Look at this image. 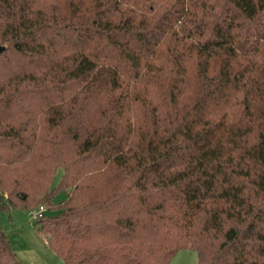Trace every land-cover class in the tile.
Returning <instances> with one entry per match:
<instances>
[{
  "label": "trees",
  "instance_id": "trees-1",
  "mask_svg": "<svg viewBox=\"0 0 264 264\" xmlns=\"http://www.w3.org/2000/svg\"><path fill=\"white\" fill-rule=\"evenodd\" d=\"M0 46V212L66 264H264V0H0Z\"/></svg>",
  "mask_w": 264,
  "mask_h": 264
},
{
  "label": "rangeland",
  "instance_id": "rangeland-1",
  "mask_svg": "<svg viewBox=\"0 0 264 264\" xmlns=\"http://www.w3.org/2000/svg\"><path fill=\"white\" fill-rule=\"evenodd\" d=\"M62 169H57L51 185H55L61 177ZM66 197L64 191L58 192L53 203H58ZM48 209V204L44 203ZM0 230L8 237L17 257L27 264H66L45 243L37 233L26 211L13 209L0 212ZM197 253L193 249H179L167 264H195Z\"/></svg>",
  "mask_w": 264,
  "mask_h": 264
},
{
  "label": "built area",
  "instance_id": "built-area-1",
  "mask_svg": "<svg viewBox=\"0 0 264 264\" xmlns=\"http://www.w3.org/2000/svg\"><path fill=\"white\" fill-rule=\"evenodd\" d=\"M45 210H46L45 205H39L37 209L32 210L27 214L29 215L30 219H35L41 217Z\"/></svg>",
  "mask_w": 264,
  "mask_h": 264
},
{
  "label": "water",
  "instance_id": "water-1",
  "mask_svg": "<svg viewBox=\"0 0 264 264\" xmlns=\"http://www.w3.org/2000/svg\"><path fill=\"white\" fill-rule=\"evenodd\" d=\"M3 49H4V47H3V46H0V52H1Z\"/></svg>",
  "mask_w": 264,
  "mask_h": 264
}]
</instances>
